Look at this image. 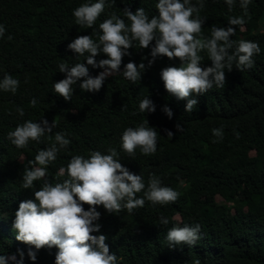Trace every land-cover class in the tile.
Returning <instances> with one entry per match:
<instances>
[{"label":"trees","instance_id":"trees-1","mask_svg":"<svg viewBox=\"0 0 264 264\" xmlns=\"http://www.w3.org/2000/svg\"><path fill=\"white\" fill-rule=\"evenodd\" d=\"M95 2L98 0H0V24L6 30L0 38V79L9 74L20 81L15 94L0 90V255L9 258L7 264H19L22 250L23 264H55L57 249L46 247L37 252L33 262L27 256L28 246L16 240L12 223L20 202L34 199L33 191L43 184L39 180L34 189L22 188L28 162L54 142L55 133L64 132L71 143L48 166L49 181L66 178L58 172L72 156L87 158L97 150L107 154L113 147L121 163L142 175L146 185L155 174L162 186L179 193L175 203L153 205L146 201L131 214L124 210L110 215L102 206L97 208L101 231L93 235L107 236L105 243L110 254H116L117 264H195L197 260L200 264H264V0H251V18L244 17L246 34L236 26L231 37L259 43L261 52L253 57V68L241 72L233 65L232 71L225 69V86L193 96L198 104L192 112H186V100L178 101L164 88L161 70L180 65L178 59L167 57L157 58L135 83L115 74L97 92H83L73 85L71 101L54 92V83L65 78L59 64H86L84 56L77 57L68 48L77 36L92 35L97 40L99 24L112 13L130 23L124 16L125 8L135 12L142 7L149 18L158 14V0H106L110 6L94 28L76 25L73 10ZM192 3L197 4V0ZM203 3L200 16L207 18L203 36H210L213 25L227 27L229 17L243 15L239 0H234L231 12L225 0ZM129 51L121 71L130 61L147 65L143 58L151 59L150 48L141 50L135 42ZM198 55L202 67L212 65L206 51ZM106 58L101 53L96 60ZM88 67L91 76L103 71ZM146 98L155 105V112H139V104ZM32 99L37 101L35 107ZM165 105L172 110L171 118L163 111ZM17 108L24 109L23 117ZM43 119L49 123L55 120L57 126L41 143L31 142L18 149L8 140V132L17 125ZM146 120L157 132V151L145 156L137 149L135 157H129L120 148L123 131ZM177 123L183 131H177ZM213 129H222L223 138L215 137ZM165 130L172 131L173 137ZM84 207L87 210L88 205ZM161 217L169 223L162 224ZM196 224L201 226V238L195 246L169 247L166 236L171 227ZM13 255L15 261L10 259Z\"/></svg>","mask_w":264,"mask_h":264},{"label":"clouds","instance_id":"clouds-1","mask_svg":"<svg viewBox=\"0 0 264 264\" xmlns=\"http://www.w3.org/2000/svg\"><path fill=\"white\" fill-rule=\"evenodd\" d=\"M231 12L234 0H225ZM251 0H239L243 15L229 17L227 27L213 25L210 36L202 35V28L207 18L200 16L204 8L203 0H158L155 7L158 14L149 18L144 8L133 12L130 8L123 9L125 19L115 13L99 24L96 33L97 40L92 35H80L68 45V48L84 56V62L69 66L67 63L58 65L59 72L65 78L54 83V92L62 96L65 101H71L73 85L79 86L83 92L99 91L105 80L115 74L122 75L126 80L135 83L142 78L146 68L151 67L157 58L167 57L169 60L180 61V65L164 67L160 72L166 92L179 100H186V112H192L198 100L193 96L204 95L214 86L223 88L226 84L225 69L235 68L243 72L254 66L255 55L260 54L258 42L231 39L235 35L236 26L241 31L249 15ZM107 6L106 0L95 3H83L73 10L75 24L84 28H94V25ZM5 27L0 24V38L5 34ZM11 40L12 37L8 36ZM154 41V44H153ZM134 42L139 49H149L151 59L137 65L128 62L121 71L124 56H130L129 49ZM206 51L212 65L202 67V57L199 52ZM106 59L97 62L100 54ZM102 68L97 76L89 74V67ZM79 82V84H78ZM20 81L6 74L0 79V90L15 94ZM37 101L32 99L35 107ZM23 117L24 109L17 108ZM155 105L149 98L139 104V112H155ZM163 111L169 118L172 110L165 105ZM135 114V113H134ZM55 120L49 123L47 119L41 122L27 120L8 132V140L18 149L26 148L29 143H41L46 133L56 128ZM178 132L183 131L180 123L176 124ZM167 136L174 133L165 130ZM213 135L223 138L222 129H213ZM67 133H55L54 142L50 146L40 149L34 160L28 162L24 169L22 188L34 189V182L43 180L39 190H34V199L21 201L15 212L12 223L16 240L28 246L27 256L35 262L37 252L43 248H56L55 264H117L115 253L110 254L109 246L105 243L106 235H93L101 231L98 221L102 206L108 214H118L127 210L129 214L135 209L142 208L145 202L153 205H168L175 203L179 193L173 188L162 186V181L155 174H151L147 185L142 175H137L125 167L116 148L109 147L107 154L101 151H91L86 158L74 155L66 166L59 169L58 176H66L59 182L46 179L48 166L53 164L61 150H66L71 141L66 138ZM120 148L129 157H135L136 150L145 155H152L157 151V132L149 126L146 120L136 127H127L121 136ZM217 142L216 140L213 143ZM143 193V196H138ZM85 205H88L87 210ZM162 224L169 220L161 217ZM201 226L171 227L166 236L170 248L180 245L195 246L200 237ZM35 249V251L33 250ZM19 264H23L24 252H19ZM9 258L0 255V264H7ZM10 259L16 260L13 255ZM195 264H200L197 260Z\"/></svg>","mask_w":264,"mask_h":264},{"label":"rangeland","instance_id":"rangeland-1","mask_svg":"<svg viewBox=\"0 0 264 264\" xmlns=\"http://www.w3.org/2000/svg\"><path fill=\"white\" fill-rule=\"evenodd\" d=\"M240 33H242V34H246V31H245V29L243 30V31H241L240 30ZM255 153L254 152H252V155H254ZM220 202L222 201L220 198L218 199Z\"/></svg>","mask_w":264,"mask_h":264}]
</instances>
